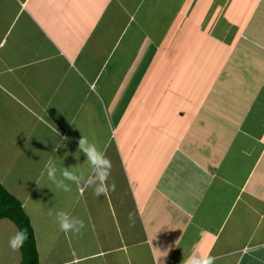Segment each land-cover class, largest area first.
Wrapping results in <instances>:
<instances>
[{"label": "crops", "instance_id": "1", "mask_svg": "<svg viewBox=\"0 0 264 264\" xmlns=\"http://www.w3.org/2000/svg\"><path fill=\"white\" fill-rule=\"evenodd\" d=\"M101 1L0 0V183L29 217L39 264H183L194 249L264 264V0H237L239 30L200 32L177 54L163 39L187 0ZM81 135L112 164L99 198L46 174L51 160L87 179ZM58 210L82 233L60 231ZM16 231L0 219V264L21 262Z\"/></svg>", "mask_w": 264, "mask_h": 264}, {"label": "clouds", "instance_id": "2", "mask_svg": "<svg viewBox=\"0 0 264 264\" xmlns=\"http://www.w3.org/2000/svg\"><path fill=\"white\" fill-rule=\"evenodd\" d=\"M55 151V148L53 149ZM78 150L87 158V163L90 167V174L85 179V173L79 171L76 166L57 168V165L49 160L46 165V174L56 188L67 192L71 190L70 181L77 185L82 182L93 189V194L97 198L101 195H107L109 191V177L111 175L112 164L106 157L105 153L99 150L98 145L94 141H90L87 136L81 135L78 141ZM67 155V153H65ZM59 172V177L57 173ZM94 173V175H93ZM114 190V185H111ZM55 221L58 224L60 231L65 233L80 234L85 228V223L79 217L71 215V213L58 210L55 212ZM26 230L16 231L9 239V246L13 250H19L23 247L27 240ZM216 257L211 254V251H201L194 249L191 254L183 260V264H215Z\"/></svg>", "mask_w": 264, "mask_h": 264}, {"label": "rangeland", "instance_id": "3", "mask_svg": "<svg viewBox=\"0 0 264 264\" xmlns=\"http://www.w3.org/2000/svg\"><path fill=\"white\" fill-rule=\"evenodd\" d=\"M236 1L237 0H223L224 3L228 4V6L219 7V10L216 8L215 4L213 5L211 0L204 1L206 2L207 5L205 3H203L204 5L203 4L196 5L195 2H198L196 0L195 1L194 0L183 1L185 4L184 3H183L184 5L181 4L180 7L185 11V13L189 15L185 14L186 16L184 17V14L181 13L182 17L179 16V18L174 19L168 25L163 41L167 40L168 38L172 40L174 39V43H173L174 47H177L178 49V50H175L176 54L178 53L177 51H179L180 49L184 47H186L187 49L189 48L192 49L193 46L197 45L196 42L202 41L200 39L201 36L199 35L200 32L202 33V35H205L204 33H207L208 36H213L215 40L221 41L222 40L221 35L223 33L225 34L234 33L237 30H239V28L242 26V23L240 22L234 23V22H229V20H227L231 16L233 17L236 16L235 8H232L233 6H235ZM239 8L240 6L236 8V13H239L241 11V9ZM244 10L242 9L241 12H244ZM194 16H196L195 19L199 22V24L192 22L191 18H193ZM185 18L186 19L189 18L190 20L186 21ZM185 27L187 28V32L185 31ZM185 35L187 38H189L188 40H184ZM161 36L162 35L157 36V39L161 40L160 39ZM171 53L173 54L174 51ZM176 54H175V58L183 56V55H176ZM170 56H173V55H170ZM164 58L165 56L161 55V59H164ZM176 99H177V95H174L173 97H171L170 101L172 102V101H175ZM3 136L6 137V135H3ZM129 137L133 138V136H129ZM18 144L15 143L14 152L20 149V146ZM3 183H6V182H3ZM6 185L9 186L10 189L12 188L14 190V181ZM38 187H41V188L38 189L35 195L32 196L34 197V202L36 201L39 202L35 198H38L39 196L40 198H43V196H45L47 193L46 189L44 188L43 185H41V183L38 185ZM26 188L27 186L25 185L22 186V191H25Z\"/></svg>", "mask_w": 264, "mask_h": 264}, {"label": "trees", "instance_id": "4", "mask_svg": "<svg viewBox=\"0 0 264 264\" xmlns=\"http://www.w3.org/2000/svg\"><path fill=\"white\" fill-rule=\"evenodd\" d=\"M7 218L11 220L18 230H26L27 240L21 251L20 264H39L34 231L29 217L23 210L21 202L9 193L0 183V219Z\"/></svg>", "mask_w": 264, "mask_h": 264}]
</instances>
